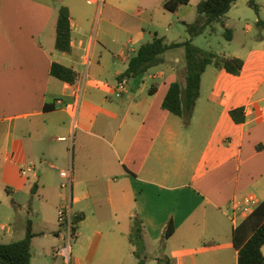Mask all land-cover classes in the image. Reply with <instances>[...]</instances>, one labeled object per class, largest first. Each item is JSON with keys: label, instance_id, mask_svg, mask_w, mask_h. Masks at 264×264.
I'll list each match as a JSON object with an SVG mask.
<instances>
[{"label": "crops", "instance_id": "1", "mask_svg": "<svg viewBox=\"0 0 264 264\" xmlns=\"http://www.w3.org/2000/svg\"><path fill=\"white\" fill-rule=\"evenodd\" d=\"M163 1L0 0V213L11 204L19 215L15 226L0 225L1 244L24 239L30 223L31 254L41 238L56 252L65 243L58 210L70 202L85 251L73 264H137L134 218L143 222L147 264L152 252L157 264H237L234 203L264 201V31L256 25L264 0H255L259 15L239 0L223 19L233 40L217 54L244 67L238 76L207 68L188 125L163 107L171 85H185L184 49L120 79L156 36L183 43L174 31L197 20L204 0L176 13ZM61 7L71 15L70 53L56 49ZM54 63L77 82L53 77ZM236 109L244 122L233 120ZM64 171L71 190L62 188ZM170 223L175 233L161 249Z\"/></svg>", "mask_w": 264, "mask_h": 264}, {"label": "trees", "instance_id": "2", "mask_svg": "<svg viewBox=\"0 0 264 264\" xmlns=\"http://www.w3.org/2000/svg\"><path fill=\"white\" fill-rule=\"evenodd\" d=\"M239 0H204L197 6V20L192 24H185L189 39L183 43L166 44L163 38L156 36L151 42L142 45L137 54L129 62L127 71L120 79H133L144 76L154 68L165 65L166 55L172 50L184 49L185 66L183 76L185 85L176 82L171 85L164 100L165 110L182 117L188 125L194 115L196 103L200 96L202 76L209 66L225 70L229 74L238 76L244 67V61L239 58H226L214 52L205 51L193 44L195 38L214 32L217 24H223V19ZM192 0H164V10L176 13L182 6L190 5ZM248 6L259 15L260 8L255 0H248ZM260 31H264V22L259 19L256 23ZM223 36L226 42L233 40V32L225 29ZM72 39L71 15L66 7H61L58 13L56 49L63 53H70ZM51 74L62 82L75 84L79 75L72 69L54 63ZM152 92V90H150ZM233 120L244 122V110L236 109L231 112ZM82 217L74 218L75 229L82 221ZM143 222L139 218L133 219L130 243L135 247L134 255L137 264H147L143 236ZM175 233L172 223L163 236L162 247ZM35 234L30 223L24 239L9 244L0 243V264H31V246ZM233 243L238 250L237 264H264V201L242 223L233 230Z\"/></svg>", "mask_w": 264, "mask_h": 264}, {"label": "rangeland", "instance_id": "3", "mask_svg": "<svg viewBox=\"0 0 264 264\" xmlns=\"http://www.w3.org/2000/svg\"><path fill=\"white\" fill-rule=\"evenodd\" d=\"M251 12V10H248ZM253 13V12H251ZM245 23V22H244ZM181 27V26H180ZM246 27L245 24H240L238 26L239 31L243 33L244 28ZM216 30L214 32H207L205 35H202L200 37H197L194 39L193 44L196 47H199L200 49H203L205 51H211L214 53H224V46H225V38L223 36L224 29H222L221 24H217L215 26ZM181 29V30H180ZM255 29V28H254ZM249 36H253L254 30L250 31ZM174 40L177 42H185L186 40L189 39V34L187 32V28H179L174 31ZM184 51V50H183ZM182 54V51H181ZM218 55V54H217ZM183 57V61L185 62V56ZM164 66V65H163ZM161 67V66H160ZM213 69V68H210ZM207 78V76H206ZM206 78H205V85L206 83ZM6 195L3 194V198ZM18 213L14 209V207L10 204L9 206H6V204H3L1 213H0V225H5V224H10L12 226H15V220L17 218ZM36 220V218H34ZM243 218L239 216L238 223H242ZM3 235V232L0 231V236ZM3 238V237H0ZM52 238H54V235H52ZM46 243L45 245H43ZM162 244V242H161ZM159 244V247L161 246V249L163 248L162 245ZM63 245V244H62ZM65 245V243H64ZM81 243H79L77 236L74 237V239L71 242V247H72V256H71V262H75V259L79 256H85V251L81 249ZM146 248V247H145ZM45 250V252H44ZM152 260L149 261L148 264H157L155 260L156 255L159 253L157 252H152ZM145 255L148 256L147 250L145 251ZM100 260H97L95 264H99ZM138 263V262H137ZM31 264H65L64 258L58 256L56 252L51 251L50 249V244H48V240L41 238L37 240L32 248V262Z\"/></svg>", "mask_w": 264, "mask_h": 264}, {"label": "built area", "instance_id": "4", "mask_svg": "<svg viewBox=\"0 0 264 264\" xmlns=\"http://www.w3.org/2000/svg\"><path fill=\"white\" fill-rule=\"evenodd\" d=\"M61 176L69 179L70 181L62 185L63 189L71 190L72 176L68 171L61 173ZM257 207V201L253 196H247L240 202H235L233 206L234 213H238L241 216L248 217ZM75 214L72 211L71 203L64 204L59 207L58 221L62 228V232L65 239V245L56 251V254L65 260V264H70L72 256L71 242L74 237L77 236V232L74 224Z\"/></svg>", "mask_w": 264, "mask_h": 264}]
</instances>
